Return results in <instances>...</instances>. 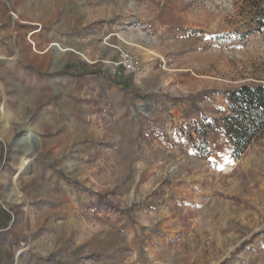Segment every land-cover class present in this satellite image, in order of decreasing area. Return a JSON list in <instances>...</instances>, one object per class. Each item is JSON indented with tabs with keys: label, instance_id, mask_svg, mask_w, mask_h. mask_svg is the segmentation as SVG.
Instances as JSON below:
<instances>
[{
	"label": "rangeland",
	"instance_id": "1",
	"mask_svg": "<svg viewBox=\"0 0 264 264\" xmlns=\"http://www.w3.org/2000/svg\"><path fill=\"white\" fill-rule=\"evenodd\" d=\"M0 59V264H264V129L195 131L264 85V0H0Z\"/></svg>",
	"mask_w": 264,
	"mask_h": 264
},
{
	"label": "trees",
	"instance_id": "2",
	"mask_svg": "<svg viewBox=\"0 0 264 264\" xmlns=\"http://www.w3.org/2000/svg\"><path fill=\"white\" fill-rule=\"evenodd\" d=\"M227 113L210 119L205 130L195 129L203 139L209 131L223 129L230 140L231 156L237 159L254 137L264 129V85H242L225 96Z\"/></svg>",
	"mask_w": 264,
	"mask_h": 264
},
{
	"label": "bare ground",
	"instance_id": "3",
	"mask_svg": "<svg viewBox=\"0 0 264 264\" xmlns=\"http://www.w3.org/2000/svg\"><path fill=\"white\" fill-rule=\"evenodd\" d=\"M16 132L20 135V138H18L16 140V144L18 146H20V148H24V152H23L24 154L30 156L31 158L34 157L35 154L32 151V149H33L34 146H32V144H31V142L34 139V136L31 133H29L26 124L25 125L22 124L21 126L17 127ZM26 132H27V134H26ZM29 163H30V160L29 161L27 160V161H25L22 164L21 167L23 168L25 166H28Z\"/></svg>",
	"mask_w": 264,
	"mask_h": 264
},
{
	"label": "built area",
	"instance_id": "4",
	"mask_svg": "<svg viewBox=\"0 0 264 264\" xmlns=\"http://www.w3.org/2000/svg\"><path fill=\"white\" fill-rule=\"evenodd\" d=\"M119 65L127 74H136L140 71L141 65L137 57H133L128 53H122L119 56Z\"/></svg>",
	"mask_w": 264,
	"mask_h": 264
}]
</instances>
